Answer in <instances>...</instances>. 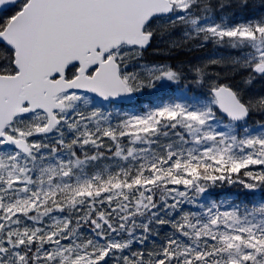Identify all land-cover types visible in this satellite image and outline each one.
<instances>
[{
	"label": "snow or ice",
	"instance_id": "obj_1",
	"mask_svg": "<svg viewBox=\"0 0 264 264\" xmlns=\"http://www.w3.org/2000/svg\"><path fill=\"white\" fill-rule=\"evenodd\" d=\"M6 5L14 12L0 19V264H264V124H247L250 112H264V97L245 101L194 67L193 82L207 83L202 96L115 125L97 106L180 83L182 71L170 66L145 68L147 79L124 71L154 25L182 24L188 37L240 50L230 62L264 77V18L202 23L195 12L207 13L204 0H0ZM53 136L56 146L44 142ZM104 147L111 168L88 174ZM225 180L253 197L259 190L260 202L180 208L194 202L189 193ZM173 212L179 220L166 218ZM153 222L173 232L145 252Z\"/></svg>",
	"mask_w": 264,
	"mask_h": 264
},
{
	"label": "rangeland",
	"instance_id": "obj_2",
	"mask_svg": "<svg viewBox=\"0 0 264 264\" xmlns=\"http://www.w3.org/2000/svg\"><path fill=\"white\" fill-rule=\"evenodd\" d=\"M204 2L208 5V8L218 5L219 10L221 7H226L232 4V0H204ZM213 10L207 11L205 13L201 9H197L195 12L196 16L201 17L202 23H208V22H214V23H227V24H236L241 23L242 18L238 19L235 17H220L219 20L215 18L213 15H211L209 12H212ZM14 9L5 13L4 15L0 16V19L6 18L7 16H10L13 14ZM247 22V21H244ZM154 36L155 39L153 40V44L151 45L150 49L146 52L140 51L138 54H133L132 57L127 61V67L124 69V71L128 73H135L140 75L142 78L147 79L146 72L144 71L145 68H151L153 66H170L173 69L181 70L183 73V78L181 79L179 84H172L168 81H162L157 82L156 86L154 88L145 87L141 91L137 92L140 96L141 104L139 108H141L143 111H138L135 107L133 109L127 110V109H121L117 106H112L106 103H102L97 100V106L100 107L101 111L105 113L106 116H108V120L113 124H117L120 120L126 118L129 115L136 114V115H143L150 111L151 109L145 108V103L149 101H153L157 103L161 99H163V103H165L167 100H171L170 102L174 100H180L187 97H190L192 95H203L206 94L207 91V83L201 87L196 85L193 82V73L190 71L193 67L191 65L192 60L189 62L182 63L179 59H177L178 51H187V48H190L191 46L196 45L195 49H204V51L200 52L198 56L193 59V62H199L197 64V67H201L205 69V73L208 74V76L205 75L206 82H210L212 80H215L219 83L220 80H224L228 75L229 77L232 76V73L235 71L240 70H248L249 77L252 75L254 78L252 80H262L264 77H261L259 75L251 74L250 69H245L240 67L238 64H233L230 61L239 58L242 53L240 50L232 49L229 46L215 44L211 41L205 42L202 39V36L198 37L194 32L192 33L191 37H188L185 35V32L190 31V28L188 26L177 24L175 27H159L154 25ZM172 30V31H171ZM202 49V50H203ZM210 50V51H209ZM232 51V52H231ZM156 56L159 59L162 60L165 58V56H169L171 58V61L164 62L161 61L160 63H154V64H148L145 61L152 60V56ZM154 57V59H156ZM223 58V61L218 64H211L209 63L212 59L220 60ZM157 60V59H156ZM218 65L219 69L216 67H213L212 69H208L209 66ZM234 71V72H233ZM183 82L188 83V85H192V87L195 89L193 90L192 95H188V85H185ZM193 82V83H191ZM236 89L240 92L241 95L247 93L248 96L250 95L249 91L246 89V87H239L237 86ZM169 102V103H170ZM89 106L84 105L81 103L80 108L81 110L87 111ZM138 112V113H137ZM253 119L252 121L248 122L247 124L250 128H256L259 124H264V112L259 110H253ZM90 127H94V125H89ZM58 135V134H57ZM33 139H40V137H34ZM104 144L109 145L111 144V141L108 140V138H103ZM45 143L50 144L51 146L55 145V136H53L52 139L45 140ZM88 149L89 154L94 153L96 149L92 146H86ZM78 155L81 159L84 158V153L80 150L79 147H77ZM101 152L105 153V158L98 162L99 167H88L85 169V171L88 174H92L99 169L102 168H111V161L107 159L109 153L107 151V148H101ZM66 158V156H65ZM261 166H250V168L254 170H259ZM243 171V170H241ZM233 177V175H232ZM236 177L234 176L233 179ZM220 182V181H219ZM218 185V184H217ZM219 186V185H218ZM170 188H177L178 190H184L183 185L175 186V185H169ZM220 187V186H219ZM241 189H244L243 184H240ZM210 188L209 192H215L216 194L211 195V197H207V194H200V193H189V195L193 198V203H182L180 205V208L183 209L184 212L188 213H200L202 209L210 207L212 204H215L220 211L225 210H231L232 207L238 203L244 202L240 199L238 196V199L236 197H233V195H225L222 197L220 194V188H216L211 184H208V187ZM171 195H174V193H171ZM235 195V194H234ZM217 196V198H215ZM247 199L249 197H246ZM261 198L251 197V201L258 203L260 202ZM173 201L169 200V203H172ZM249 201H245V203H248ZM249 207L252 206L251 203L248 205ZM97 208H100L101 205L97 204ZM107 205L105 203L104 208H106ZM60 215V214H57ZM64 215H66L64 213ZM76 215H81L80 213H77ZM180 213L179 212H173L170 217H166L168 219H180ZM161 216H163V211L161 212ZM138 220L140 218H137ZM148 220H146L145 223H147ZM151 235L148 234L149 239L146 242V247L144 248V251L147 252L148 250H152L154 247H158L160 244L164 242L167 236L171 235L173 232V229L170 225H160L155 222H153L151 225ZM137 235H141L143 233L142 228L136 229ZM125 237L127 234H124ZM135 245L140 246L139 249H141V245L134 243ZM111 264V262H110Z\"/></svg>",
	"mask_w": 264,
	"mask_h": 264
},
{
	"label": "trees",
	"instance_id": "obj_3",
	"mask_svg": "<svg viewBox=\"0 0 264 264\" xmlns=\"http://www.w3.org/2000/svg\"><path fill=\"white\" fill-rule=\"evenodd\" d=\"M209 10H213L212 12L216 14V16H220V17H235V18H242V22L244 21H248V20H259L264 18V0H232V4L226 7H221L219 10V6L215 5L212 6L210 8H208ZM226 46V45H225ZM227 47V46H226ZM200 50H196L195 48H190L189 51L185 52V51H178V56L177 59H179L182 63L184 62H189L190 60H192L191 65L192 67H197V64H199V62H193V59H195L198 54L201 51ZM210 51V50H209ZM232 52V51H231ZM153 59L146 61L148 64H154V63H160L161 61L164 62H169L171 61V58L169 56H165V58L162 60L161 58L159 59L156 56H152ZM154 57H156V59H154ZM213 67H216L219 69L218 65H213V66H209L208 69H212ZM234 72V71H233ZM231 75V74H230ZM230 75H228L224 80H220L219 83L221 84H228L229 86H231L232 88L236 89L237 86L239 87H246V89L249 91L250 95L248 96L247 93L241 95L245 101H247L249 98H260V97H264V78L261 80H252L249 83V72L248 70H240V71H235L234 73H232V76L229 77ZM206 76H208V74H206ZM185 85H188V83L183 82ZM193 83V82H191ZM188 95H192L193 90H195L192 85H188ZM237 90V89H236ZM163 99H161L160 101H158L157 103L153 102V101H149L147 103H145V108L147 107V109H154L157 108L163 104L169 103L171 100H167L165 103H163ZM139 112L143 111L145 109H141L138 108L137 109ZM138 113V112H137ZM250 120H252V114L250 116ZM249 120V121H250ZM76 150V149H75ZM208 184H211V182H208ZM220 186H218V185ZM228 182L227 180L225 181H216L215 184H212L214 187L216 188H220V194H223L224 191L226 190H230V186H227ZM171 186V185H170ZM210 189V188H209ZM211 195L216 194L215 192H210ZM160 193L158 192L156 195V199L157 201H159L160 199ZM215 198H217V196H215ZM146 222V221H145ZM73 224H75V220H73ZM88 226L84 225L81 228L82 232H88L89 230L87 229ZM153 233V232H152ZM151 232L149 233V235L152 234ZM138 245L133 244L132 245V250L136 251L139 250Z\"/></svg>",
	"mask_w": 264,
	"mask_h": 264
},
{
	"label": "water",
	"instance_id": "obj_4",
	"mask_svg": "<svg viewBox=\"0 0 264 264\" xmlns=\"http://www.w3.org/2000/svg\"><path fill=\"white\" fill-rule=\"evenodd\" d=\"M8 7H10V5L0 6V12L4 11ZM149 46H150V43L143 50H147L149 48ZM136 99H137V97L133 93L131 97H121L120 99H118L116 101H112V102L113 103H119V104H129V103L135 102Z\"/></svg>",
	"mask_w": 264,
	"mask_h": 264
}]
</instances>
